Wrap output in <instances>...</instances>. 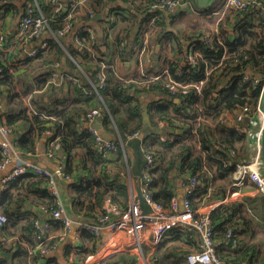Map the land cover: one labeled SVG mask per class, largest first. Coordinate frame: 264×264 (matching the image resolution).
Returning a JSON list of instances; mask_svg holds the SVG:
<instances>
[{
	"label": "trees",
	"instance_id": "trees-1",
	"mask_svg": "<svg viewBox=\"0 0 264 264\" xmlns=\"http://www.w3.org/2000/svg\"><path fill=\"white\" fill-rule=\"evenodd\" d=\"M2 1L0 0L1 25H4L8 14L20 17L28 6L38 4L52 30L56 31L65 26L68 12L64 9L56 12L57 5L54 0H6L4 4ZM61 1L64 5L71 2ZM96 1L103 3L106 8L111 7L114 13V20L109 27L111 30L98 31L92 24L91 14L86 19L80 18L78 21L79 10L72 19L77 29L70 41L65 39L70 34L60 37L59 41L48 36L44 41L47 42V46L40 45L34 50L33 56L28 54L17 56L12 49H8L10 42L7 38L0 47V103L6 106L0 120L3 125L15 129L14 133L18 135L15 139L16 149L20 153L32 154L37 150L38 143L46 138L49 155H52L57 147H61L66 153L64 171L71 176V169L78 150L83 147V142L75 141L65 132L62 116L65 111L68 113L69 105L97 98L100 107L104 108L101 117L107 132L117 135L118 139L120 136L126 143L127 157L123 160L124 168L130 177L141 182L147 163V153L157 158L158 165L151 170L153 181L149 186L156 201L168 206L171 199L177 195L176 181L183 175H198L201 183L205 185L211 180H227L229 185L233 182L234 164L228 154L235 158L243 157L247 153L248 143L245 133L235 126L223 124L221 117L225 112L234 111L244 105H250L255 109L259 102L260 86L254 85L252 79H245V74L264 75V17L259 14L263 10L256 7H251L247 11L227 8L225 15L232 10L237 13L238 23L234 25L233 39L224 33V16L218 24L219 33H202L194 38L191 48L202 54L196 64H191L187 59L182 65L177 61H169L166 68L173 77L183 84H189L185 93L179 88L176 93L174 92L177 94L174 96L165 75L158 80L151 78L162 71L152 72L147 68L149 75L130 77L128 78L130 80L126 81L121 79L116 69L117 58L126 59L127 56L133 58L136 54L133 47V50L129 49L130 51L126 50L127 47L119 49L123 41L133 43L135 39V44H141L140 35L144 36L151 19L160 13L149 10L153 0ZM250 15L259 16L260 32L248 23ZM167 17L169 16L159 18L155 23L156 29L153 31L151 42L162 43L166 32L161 30L158 33L157 27L164 26V22L169 19ZM84 25L93 27L95 35L92 36L89 31L79 32L78 28ZM135 29H138L137 33L134 32ZM206 34H209L211 43L204 38ZM18 41L22 44L24 42ZM204 58L207 59V64ZM55 62L61 63L65 73L74 74L77 81H69L60 86L48 83L49 68ZM103 65L107 74V86L101 95H91L89 80L96 79ZM208 68L210 72L207 74ZM36 69L41 71L37 75L34 74V78L30 80L28 76ZM78 69L82 71L80 75H76ZM201 80H205V83L202 93L199 94L193 85ZM28 95H32L34 109L27 105ZM176 98L181 101L177 102ZM146 101H149L148 120L154 127L166 122L170 127L179 130L178 133H169L176 137L173 141L161 140L158 131L149 132L143 138L130 137L136 131L145 128L143 111ZM105 108L108 111H105ZM19 128L23 132L16 134ZM46 130H50L51 135L46 136ZM194 130L197 135L194 134ZM52 142L55 144L52 145ZM89 150L88 152L96 155L94 137ZM1 158L0 149V162ZM174 172H177V175H173ZM116 179L119 183V177ZM102 182L101 177L91 174L86 183L71 185L70 198L73 209L77 211L86 209L87 214L95 218L99 216L100 206L107 196L113 197L122 207L128 205L129 194L126 189L103 188ZM49 184L51 185L48 175L28 173L11 182L0 198V213L6 218L0 227L1 242L6 243L9 237L15 236L18 238L17 243L25 242L31 246L33 258L45 256L42 247L46 244L37 247L38 242H45V236L34 227L35 219L43 217L34 215L27 218V215L31 216V212L25 209V203L28 201L32 204L37 203L50 215V212L57 208L58 197ZM218 188L224 189V185L220 184ZM198 195L201 202L205 199L210 200L215 194L212 193L210 196L207 192H200L192 195L190 200L195 208L201 206L196 202ZM143 207L145 211L149 210L144 201ZM255 215L264 216V204L255 205L251 200H248V203L231 201L213 210L217 254L225 264H245L251 261L249 254H253L256 245L246 242L242 235L253 233L251 229L256 222ZM48 219H51V216ZM51 220L55 223L54 219ZM229 229H232L233 238L237 241L235 247L233 240L228 237ZM81 231L83 234L87 233ZM3 245L5 244H0L1 247ZM192 245L181 231L174 229L161 241L153 253V259L156 264H188L187 255ZM89 254L92 253L82 248L73 259L77 263L84 262ZM134 260L135 256L130 252H116L98 264H133ZM0 264L10 263L0 257Z\"/></svg>",
	"mask_w": 264,
	"mask_h": 264
},
{
	"label": "built area",
	"instance_id": "built-area-1",
	"mask_svg": "<svg viewBox=\"0 0 264 264\" xmlns=\"http://www.w3.org/2000/svg\"><path fill=\"white\" fill-rule=\"evenodd\" d=\"M88 1L96 0H71L67 5H64L61 0H54L57 5L56 12H60L62 9L68 12L65 17V26L56 31L51 29L49 21L41 7L38 4L35 6L30 5L25 9V13L19 17L16 33L13 37L28 42L31 40L34 41L44 34L52 36L58 41L59 37L68 34L75 35L77 27H74L72 19ZM6 2V0H3L2 4ZM184 4L185 0H153L149 5L150 11H159L160 13L151 19L142 38L141 48L137 50L134 56V59L139 65L141 75H149L146 72V68L152 62L151 54L153 49L150 45V39L154 31L153 26L159 18L177 14ZM132 6L136 7L133 4ZM225 6L226 8H234L240 11H247L251 7H256L263 10L259 14L264 17V0H226ZM1 11L2 9H0V16ZM108 20H114V15L113 17L109 16ZM78 31H89L92 36L95 35V29L86 25L79 27ZM5 38L6 33L3 30L0 20V47L3 45ZM204 38L211 43L209 34H206ZM76 39L79 42V37ZM46 46L47 42H44L43 47ZM8 49L10 50V46ZM34 54L35 52L32 51L28 55L33 56ZM199 56H202V54L198 51H193L191 48L188 52L187 60L191 64H196ZM204 62L207 64V59L204 58ZM104 67L105 65L97 73L95 80H89L91 83L89 94L99 96L102 90L106 88L107 74ZM61 69L60 62H55L50 66V79L48 83L60 86L69 81H77L74 74L62 72ZM77 71L82 73L81 69ZM209 72L210 68H208L207 74ZM162 75H165V79L169 80L168 85L173 93L175 91L177 92L179 88H182L183 93L187 91L189 84H183L176 80L168 68L164 69L161 74L151 78L152 80H158L162 78ZM245 79H252L254 85L260 86L259 102L255 106V109L250 105H244L234 111L225 112L221 117V122L229 126L236 125L235 127L245 133L246 136L250 134V138L254 136L253 143L246 137L250 145L249 156L241 159L239 162L232 161L234 164L232 186L242 189L248 183H254L256 190L264 193V162L261 153L262 134L260 130H255V133L252 132L256 129L255 126H262L264 121V75L252 76L246 73ZM204 83L205 80H201L193 85L199 94L202 93ZM175 93L174 96L177 95ZM179 100L181 101V99ZM27 105L31 109H34L31 95L27 96ZM2 107L3 104L0 103V116L3 114L1 113ZM103 111L104 108L102 107L90 109L85 112V119L91 124L101 117ZM105 111L108 110L105 108ZM255 115L259 120L250 121ZM246 121H248L247 125L244 126ZM165 124L166 122L159 123V128L164 127ZM14 131L15 129L12 127L3 125L0 122V149L2 155L0 171L7 169L13 160L20 158L19 163L2 178L0 183V198L8 189L10 183L22 175L28 173L48 175L51 186L53 187V193L58 197L57 208L51 211L50 216L51 219L61 220L63 232L67 233L74 223L72 218L66 214L64 203L56 188V179L58 177L69 179L71 176L65 173L64 163H60L57 170L53 173L32 162L24 161L21 158V153L15 147V138L14 140L11 138V136H15ZM89 131L94 137L95 149L98 153H121L126 157V143L120 136L119 139L117 138L115 140L106 138L92 126H89ZM51 133L50 130H46L45 135H51ZM141 135L142 131H136L130 137H140ZM175 138L174 135H161V140L163 141H173ZM51 144L54 145L55 142ZM157 165V158L151 153H147V163L144 169V177L141 180V187H139L136 193L131 189V200L126 207H122L113 197L107 196L100 206L97 222H76L80 230H85L99 239L105 238L101 248L97 250L96 257L101 256L100 258H103L116 252H130L135 256L133 264H156V261L153 259V253L161 241L176 229L182 232L189 243L193 244L191 251L187 255L188 264H225L224 260L217 254V246L214 240V223L212 220L213 210L225 204L223 203L225 200H221L218 206L217 204H205L195 208L191 203L190 197L200 190L201 181L198 175L189 174L181 181L182 186L186 189L183 197L180 199L176 195L171 199L168 206L163 205L154 199L152 190L149 189L153 181L151 170L157 167ZM239 191L235 190L233 193L231 191L228 194V198L235 196V193ZM143 201L149 206L148 211H145ZM44 211L47 212L46 209ZM5 220L6 218L0 213V227ZM53 223L50 219H42L40 217L34 221L35 230L45 236V241L47 239L46 235L51 230ZM233 235L232 229H229L228 237L233 240V247H235L237 241L233 238ZM42 244H44V241L39 246ZM54 247V244H50L48 247L44 245L42 247L43 255L50 253Z\"/></svg>",
	"mask_w": 264,
	"mask_h": 264
},
{
	"label": "crops",
	"instance_id": "crops-1",
	"mask_svg": "<svg viewBox=\"0 0 264 264\" xmlns=\"http://www.w3.org/2000/svg\"><path fill=\"white\" fill-rule=\"evenodd\" d=\"M225 1L226 0H185L184 6L177 14H175L174 16L167 17L169 19L164 22V26L158 25V33L161 32V30H165L166 33L163 35L162 43L150 41L151 48L153 49V52L151 54L152 62L147 66V68L152 72L159 73L160 71L163 72V70L166 69L169 61H177L179 62V65H182L187 59V55L188 52L191 50L194 38H196V36H199V34L202 33H219L220 28L218 27V24L224 16V33L227 34V37L233 39L235 37L234 25L238 23L237 13L236 11L232 10L229 11L230 13L228 12L225 15L226 10H228L225 6ZM80 10L81 19H86L87 16H89L90 14L92 15V24L96 26L98 31H104V29L111 30L109 27L113 20H108L109 16L113 17L114 15L113 11L111 10V7L106 8L105 5L99 1H88V3L82 6ZM7 16L8 17L7 19H5V23L4 25L2 24V26L4 32L6 33V38L10 42V50L12 49L17 56L29 54L30 52L38 48L40 45H42L44 41L47 40L48 35L44 34L42 37L34 41L23 42L22 44L18 41L17 38L13 37L18 26L19 17L13 16V14H8ZM94 17H96L97 19L94 20ZM247 20L250 25L254 26V28L256 27L258 32H260L259 16L250 15ZM153 28L154 30L156 29L155 25L153 26ZM113 32L115 33V31ZM134 32L137 33L138 29H135ZM114 33H112V36H114ZM140 38H143L142 34L140 35ZM135 41V39L133 40V43L128 42L127 40L123 41L119 49L127 47L126 50L128 49L127 51H130L134 48L137 52V50L141 48L142 43L135 44ZM158 45L159 49L157 50ZM130 57L131 56H127L126 59H116V69L119 73V76L121 77V79L126 81H129L130 79L128 78L130 77L141 75L139 65L134 59V56L133 58ZM147 68L146 72L148 73ZM61 70L62 72H64L63 67ZM40 71L41 70L38 69L33 70L32 74H30L28 78L32 80L34 78V74L37 75ZM175 100L177 102H180V100L177 98ZM146 102L149 103V101ZM3 106H5V104H3ZM98 107H100V101L97 98H93L89 101L78 102L69 105V107L67 108L69 109L68 113L66 114L65 111L62 116V122L65 123V132L69 134L75 141L83 142V147L78 150L77 157L74 161V166L71 169V177L69 179H62L60 177L56 179V188L60 193V198L62 202L64 203L66 214H68L72 218L74 224L67 233H64L61 222H56L55 220V223H53L51 230L46 235L47 239L44 242L47 247L51 243H53L55 247L53 248V250L50 251V253L46 254L43 257L40 256V258H33L34 254L31 252V246H28L25 242L17 243L16 241L18 238L15 236L9 237L8 241H5L6 243H2V233L0 232V244H5L2 247L0 246V257L7 259L10 264H98L102 261V259L105 258L103 257L100 259L96 257L97 250L101 248L103 242L105 241V238H96L94 235L88 233L87 231V233L83 234L79 226L76 224L77 221L97 222L98 216L95 218L89 216L87 214L86 209L78 211L73 209L70 198L71 185H74L76 183H86L90 175L94 174L103 179V188L112 190L126 189L129 194V198L131 199V189H133V191L136 193L139 190V187H141V182H139L137 179H132L129 176L128 171L124 168L125 163L123 159H125L127 155L125 157V155L121 153L101 154L96 151V153L94 152L96 155H94L88 152L90 151L89 145L91 144L93 137L91 133L87 131L89 125L87 124L88 122L85 119V112L86 110L88 111L90 109ZM4 111L5 110H3L1 113H4ZM144 118L146 121L145 128L148 126L149 132L158 131L157 133L161 135L179 132V130H175V128L170 127V125H168L167 123L162 128L154 127L148 120V115L147 118L146 115H144ZM100 119H102L103 130L107 132L103 124V118L100 117ZM253 120L258 121L259 118L255 115L250 121ZM247 122L248 121L244 123V126L247 125ZM17 131L18 132H16V134H20L21 132H23L21 128H19ZM252 132L255 133V129ZM194 134L197 135L195 133V130ZM17 136L18 135H15L14 137L11 136L12 140H14V138L16 139ZM247 137L251 143L254 142V136L253 138H250L249 134ZM48 148L49 147L46 143V138H44L38 143L37 150L35 152H33L32 154L21 152V158L24 161L32 162L40 166L41 168L54 173L59 167L60 163H66L67 155L61 147H57L56 149H54L53 154L49 155L47 153ZM249 149L250 145L248 143L247 153H245L243 157L236 159L241 160L248 157ZM228 156L230 157V153L228 154ZM19 161L20 158L13 160L7 169L0 171V183L3 176L7 172L11 171L19 163ZM173 175H177V172H174ZM108 176L111 177V179H109ZM183 176L178 177L179 179H177L176 181V191L180 199L183 197L186 191L185 187H183L181 184V179L185 177ZM116 177H119V183H117ZM214 181H209L208 185H205V183H201L200 190L196 193L200 194V192H207V195L208 193L210 194V196L212 193H214L215 195L210 198V200L205 199L201 202H199L200 196H196V202H198V206L205 204H217L218 206V203H220L221 200H225L223 203H228L231 201L248 203V200H251L255 205L260 203L264 204L263 192H260L262 193L261 195H256L257 191H252L245 188L246 186L250 185L256 188L254 183H248L245 187L239 189L238 187L232 186V182L229 183V185H227L226 182L223 184L224 189L218 188L216 192L215 183L217 181ZM226 185L227 187L225 189ZM49 186L52 188L50 184ZM235 190L240 191L236 192L235 196L228 198V194L231 191L233 193V191ZM225 197H227V199H225ZM29 205H31V208L27 210V207ZM25 209L31 212V216L27 215V218H32L34 215L41 216L43 217V219L50 218L49 213L45 212L44 208L41 205H38L37 203L32 204L30 201H28L27 203H25ZM97 211H99V208L97 209ZM263 217H257L255 215L256 222L253 223L251 229L253 233H251V235H247V233H244L242 235V238H245L246 242L253 244L254 246L256 245V249L254 250L253 254H249V256L251 257V261L245 264H264ZM259 231L262 232L260 233ZM90 237H92V239H89ZM39 244L40 243L38 242L37 247H39ZM82 248H85L92 254H89L90 256L88 255L87 259L84 262L77 263L74 261L73 257Z\"/></svg>",
	"mask_w": 264,
	"mask_h": 264
},
{
	"label": "water",
	"instance_id": "water-1",
	"mask_svg": "<svg viewBox=\"0 0 264 264\" xmlns=\"http://www.w3.org/2000/svg\"><path fill=\"white\" fill-rule=\"evenodd\" d=\"M97 18L96 17H94V20H96ZM159 49V45L157 46V50ZM81 73H80V71H77V75H80ZM148 105H149V103L148 102H145L144 103V111H143V113H144V115H146V118H147V108H148ZM6 109V106H3L2 107V109H1V112L3 111V110H5ZM263 109H264V107H263ZM89 126H92L94 129H96V130H98L104 137H106V138H110V139H117L118 138V136L117 135H112V134H110V133H108V132H106L105 130H103V126H102V119H97L96 121H94L93 123H87ZM256 131H261V134H262V140H261V145H262V149H261V153H262V159H263V162H264V121H263V125L262 126H260V125H257L256 126V129H255ZM149 133V127L147 126L144 130H143V133H142V135L140 136L141 138H143L144 136H146L147 134ZM230 158H231V160L233 161V162H239L240 160H238V159H236L235 157H232L231 155H230ZM59 189V188H58ZM60 190V189H59ZM31 208V205H29L28 207H27V210H29Z\"/></svg>",
	"mask_w": 264,
	"mask_h": 264
},
{
	"label": "rangeland",
	"instance_id": "rangeland-1",
	"mask_svg": "<svg viewBox=\"0 0 264 264\" xmlns=\"http://www.w3.org/2000/svg\"><path fill=\"white\" fill-rule=\"evenodd\" d=\"M81 18V10H80V12H79V15H78V21H79V19ZM73 38V35H70V36H67L65 39H67L68 41H70V39H72ZM59 39H60V37H59ZM227 182V180H217V182L215 183V188H216V192H217V189H218V186L220 185V184H224V183H226ZM245 187V186H244ZM246 189H248V190H252V191H257L256 190V188H254V187H252L251 185L250 186H246L245 187ZM262 193H260L259 191H257V194L256 195H261ZM264 195V194H263ZM257 197V196H256ZM259 197H262V196H259ZM129 200H131L130 198H129ZM130 202V201H129ZM254 213V212H253ZM257 213V212H256ZM264 218V217H263ZM260 233L262 232V231H259ZM98 258H100L101 256H97ZM98 258H96V259H98ZM101 259V258H100Z\"/></svg>",
	"mask_w": 264,
	"mask_h": 264
}]
</instances>
